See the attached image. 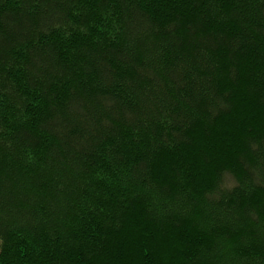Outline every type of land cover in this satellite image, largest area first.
I'll return each instance as SVG.
<instances>
[{
  "label": "trees",
  "instance_id": "1",
  "mask_svg": "<svg viewBox=\"0 0 264 264\" xmlns=\"http://www.w3.org/2000/svg\"><path fill=\"white\" fill-rule=\"evenodd\" d=\"M0 264H264V0H0Z\"/></svg>",
  "mask_w": 264,
  "mask_h": 264
}]
</instances>
